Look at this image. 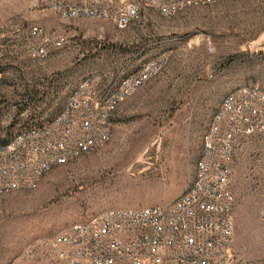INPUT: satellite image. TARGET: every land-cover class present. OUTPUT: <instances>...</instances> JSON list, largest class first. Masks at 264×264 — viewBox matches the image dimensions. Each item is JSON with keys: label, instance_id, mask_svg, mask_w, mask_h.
<instances>
[{"label": "rangeland", "instance_id": "374dc122", "mask_svg": "<svg viewBox=\"0 0 264 264\" xmlns=\"http://www.w3.org/2000/svg\"><path fill=\"white\" fill-rule=\"evenodd\" d=\"M29 4L0 0V138L58 113L86 77L127 74L168 54L162 71L119 104L103 146L0 195V264H66L54 249L62 232L104 209L178 197L225 96L245 85L264 89V0H222L125 29ZM31 25L66 43L32 57ZM231 172L236 264H264V134L238 141Z\"/></svg>", "mask_w": 264, "mask_h": 264}, {"label": "built area", "instance_id": "2783aa9c", "mask_svg": "<svg viewBox=\"0 0 264 264\" xmlns=\"http://www.w3.org/2000/svg\"><path fill=\"white\" fill-rule=\"evenodd\" d=\"M222 0H29L32 11H51L61 19L101 18L125 29L139 13L171 17L185 7ZM28 50L44 58L49 48H60L64 34H50L40 26L28 29ZM168 54L153 55L138 69L123 74H96L85 85H75L72 99L53 116L30 122L0 138V195L3 189L36 184L40 169L73 161L107 137L119 104L161 72ZM1 78V73H0ZM117 83V90H110ZM210 141L186 182L182 200L116 209L95 221H77L54 242L56 256L66 264H236L233 247L235 196L231 163L242 137L264 134V89L244 86L217 116Z\"/></svg>", "mask_w": 264, "mask_h": 264}, {"label": "bare ground", "instance_id": "6f19581e", "mask_svg": "<svg viewBox=\"0 0 264 264\" xmlns=\"http://www.w3.org/2000/svg\"><path fill=\"white\" fill-rule=\"evenodd\" d=\"M203 5H210V4H202L200 6H203ZM187 8H190V7H185V9H187ZM182 11H184V10H178V13L182 12ZM154 15H156V13H139L138 17H136V21H145V20H148L149 18H151V16H154ZM63 18L72 19V17H63ZM75 19H78V18H75ZM114 25L119 29V24H114ZM260 39H264V35ZM65 42H66V38H65ZM163 53L164 52H162V51H158L155 55H161ZM158 73L159 72H152V77H154ZM93 76L94 75L86 77L78 85H85L86 84V80L90 79V77H93ZM245 86H257V85H245ZM241 87H244V86H240V87L234 89L233 91L229 92L225 96V98H224L223 102L221 103V105L217 108L216 112L211 117V120H210L206 130L204 131V133L201 136L200 151H199V155H198V157H197V159L195 161V164H194V171H195V166H197L198 163H200L201 155L204 153V141H210V128H209V126L213 125V122H215V120H217V116H219L220 112L223 111V104H227L230 101H232L234 96H236L237 89H241ZM110 90H117V83H110ZM73 94H75V89L70 94L68 99H72V95ZM107 137L108 138H104V140H102V143L99 144V146H97V145H87V152L91 151L94 148L101 147V146H103L105 144V142L110 138L109 126L107 128ZM87 152H84V153H87ZM80 154H83V153H76V155H73V159L75 157H77L78 155H80ZM68 162H71V161H61V162H58V165H54L53 167H43L42 169H40V176L36 177V183L39 182V180L46 173H48L50 170H52L54 167H57V166H60V165H63V164H67ZM34 185L35 184L28 185L26 187H22V189H28V188H30V187H32ZM22 189H21V187H13V188L3 189V194L7 193V192H12V191H15V190H22ZM185 193H186V186H185V189L183 190V192L178 197H176L173 200H182V199H184V194ZM162 205H170V201L165 203V204H162ZM116 209H125V208H116ZM139 209H141V210L153 209V205L152 206L139 207ZM106 213H109V208L101 210V211L93 214L92 216H90V217H88V218H86V219H84L82 221H95L96 219H99L100 215L106 214ZM75 224H77V222L72 224V225H70L66 230H69L70 228H73V225H75ZM66 230L64 232H66Z\"/></svg>", "mask_w": 264, "mask_h": 264}]
</instances>
